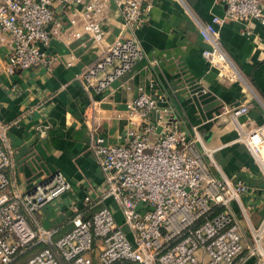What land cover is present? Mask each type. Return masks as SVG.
<instances>
[{
	"label": "built area",
	"instance_id": "obj_1",
	"mask_svg": "<svg viewBox=\"0 0 264 264\" xmlns=\"http://www.w3.org/2000/svg\"><path fill=\"white\" fill-rule=\"evenodd\" d=\"M123 23L140 27L149 4L114 0ZM222 16L213 15L199 26L208 44L202 55L218 74L241 77L224 51L217 26L225 18L253 19L264 24V0H223ZM70 13L66 22L55 18L52 5ZM106 0H3L0 3V45L7 48L6 70L52 66L58 55L47 48L52 37L101 43L106 30L102 11ZM145 54L136 36L119 37L102 47L98 58L83 71L87 85L100 90ZM111 67L110 70H106ZM99 72L103 73L98 77ZM156 91L139 92L126 101L125 132L111 141L96 116L88 120V148L104 176V185L89 207L102 203L88 217L76 211L72 227L53 237L56 227L33 225L35 212L71 187L60 170L38 182L31 191H10L5 169L9 153L0 144V264H234L246 247L241 222L231 209L248 189L243 180L219 177L210 169L213 149L206 148L197 125L190 132L172 116ZM95 107L92 106L94 111ZM248 105L226 109L235 120ZM219 119V118H218ZM264 160V124L245 139ZM111 200L116 211L104 202ZM248 249L264 258V224L252 226Z\"/></svg>",
	"mask_w": 264,
	"mask_h": 264
},
{
	"label": "crops",
	"instance_id": "obj_2",
	"mask_svg": "<svg viewBox=\"0 0 264 264\" xmlns=\"http://www.w3.org/2000/svg\"><path fill=\"white\" fill-rule=\"evenodd\" d=\"M3 0H0V3ZM149 8L144 23L129 29L122 21L114 0H106L102 23L106 30L101 43L52 37L47 48L58 55L46 67H29L9 73L7 48L0 45V144L9 153L5 169L10 191L26 192L60 170L71 187L45 204L32 224L56 227L53 237L72 227L76 211L88 217L102 203L89 207L85 194L95 199L104 185V176L88 148V118L96 116L111 141L127 128L126 101L139 87L156 91L172 116L190 132L197 125L206 148L213 149L210 169L230 180H243L248 189L231 209L241 222L246 247L234 264H264V258L248 249L252 226L264 224V160L249 148L247 133L264 124V24L253 19L225 18L217 34L229 60L241 77L218 74L202 55L208 44L199 26L213 15L222 16L223 0H142ZM55 18L64 22L70 11L59 3L52 5ZM136 36L144 56L97 90L87 85L83 71L99 56L103 46L116 38ZM107 67L106 70H110ZM103 73L99 72L98 77ZM248 105L246 113L233 120L227 108ZM92 106L95 107L94 111ZM219 118V119H218ZM119 210L111 200L104 202Z\"/></svg>",
	"mask_w": 264,
	"mask_h": 264
},
{
	"label": "rangeland",
	"instance_id": "obj_3",
	"mask_svg": "<svg viewBox=\"0 0 264 264\" xmlns=\"http://www.w3.org/2000/svg\"><path fill=\"white\" fill-rule=\"evenodd\" d=\"M37 212H38V211H37ZM37 212H35L34 215H36ZM119 220H120V221H123L122 218H119ZM33 251H34V250H29V251H27V252H26V253H25L20 259L17 260V262H19V261H21L22 259H24L25 257L31 255V254L33 253ZM17 262H15V263H17ZM15 263H14V264H15Z\"/></svg>",
	"mask_w": 264,
	"mask_h": 264
}]
</instances>
